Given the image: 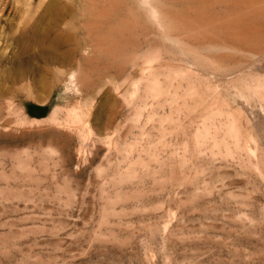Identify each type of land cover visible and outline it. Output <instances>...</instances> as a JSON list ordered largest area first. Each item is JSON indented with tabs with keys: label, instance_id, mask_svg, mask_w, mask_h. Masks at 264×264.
<instances>
[{
	"label": "rangeland",
	"instance_id": "374dc122",
	"mask_svg": "<svg viewBox=\"0 0 264 264\" xmlns=\"http://www.w3.org/2000/svg\"><path fill=\"white\" fill-rule=\"evenodd\" d=\"M16 1L0 264H264V0H66L82 56L49 67L8 24L50 0Z\"/></svg>",
	"mask_w": 264,
	"mask_h": 264
},
{
	"label": "bare ground",
	"instance_id": "6f19581e",
	"mask_svg": "<svg viewBox=\"0 0 264 264\" xmlns=\"http://www.w3.org/2000/svg\"><path fill=\"white\" fill-rule=\"evenodd\" d=\"M17 1H19V0H17ZM88 1L90 3L93 2V1L96 2V0H92V1L88 0ZM107 1H109V3H112L110 0H107ZM113 2H115V1H113ZM7 3H9V1ZM85 3L88 4L87 0H85ZM109 3L106 2V4H108V6H109ZM118 3H120V2H118ZM113 4H115V3H113ZM113 4H111V5H113ZM7 5L8 4H6V6ZM35 5H37V3ZM30 6H31V2L30 1L23 0V6L21 8H19V11H21V9H24L23 12H26V11L28 12L29 11V8L32 7V6L31 7ZM40 6H42V5H40ZM45 6L46 7H45L44 11L40 15L37 16V19L36 20L34 19L35 21L31 25L28 22L27 23L26 22L24 23L23 20L20 21L19 19H18L19 21H14L13 20L11 22H10V20L9 21L7 20L8 22H10L8 24V26H9V30L11 32L12 41L18 47V49L20 50V52L22 53V55H23V53H24V55L25 54H28V52H26V51H29L30 52L29 54H32L33 55V52L31 53L30 50H35V48H37L38 51L36 52V54L40 56V60H43L44 61L43 62L44 64L45 63L46 64H50V63H53V62H55V63L58 62V65H59V63H61L62 65L63 64H67L68 65L69 63L72 64V63L78 62L77 61V56L78 55L82 56V51H83L82 50L83 49L82 47L84 45L82 46L81 39L79 38L80 36L78 37L77 34H75L79 30L75 29V26H73V22H67L66 17H68V16H70V17L73 16L74 17V16H77L79 14H81L80 16H82V11L81 10L84 11V8L83 9L81 8V10H80V8L78 6H75L73 3L67 2L66 0H50L49 3H47V5H45ZM91 6L95 7L96 4L95 5H91ZM38 9H40V7ZM94 10L95 9H92V10H89V11L92 12ZM98 10H100V9L98 8L97 10H95V13L96 14H97V11ZM106 10H108V9H106ZM86 11H88V9ZM101 11L103 12V10H101ZM104 12H103V15L105 14V15L108 16V14H107L108 12H106V11H104ZM84 14H87V13H84L83 12V15ZM99 14H100V11H99ZM23 15H24V13H23ZM32 15H34V13H32ZM93 17H98V16H93ZM25 18H26V16H25ZM25 18H24V20H25ZM105 18H106V16H105ZM21 19H23V17H21ZM31 19L29 21H32ZM69 21H72V20H69ZM74 22L76 23V20ZM1 27H2V25H1ZM3 28H5V27L3 26ZM73 31H76V32H73ZM85 41L86 40L84 38V42ZM90 51H92V50H90ZM38 52H39V54H38ZM36 54H34L35 57H36ZM16 55H19V53L16 54ZM23 57L25 58V56H23ZM89 57H88V59H89ZM17 58L19 59V62H20L21 55H20V58H19V56ZM17 58H16V60H17ZM34 58L32 60H34ZM27 59H28V61H30L29 60L30 58H27L26 57V61H27ZM84 59H87V58L84 57ZM36 61H37V59H36ZM23 63H24V61H23ZM20 64L22 65V62H20ZM35 64H36V62H35ZM46 64L44 65V67H46V66L49 67ZM23 65H25V64H23ZM42 65H40V66H42ZM35 66L33 65V67H35ZM37 66H39V64ZM28 68H29V66H28ZM39 68L40 67H38V69ZM46 69L47 68H45V71H46ZM20 70H21V67H20ZM31 70L30 69L29 70H26V68H25L23 71H20V73L23 72V73H21V78H25L23 75H26L28 73V71L31 72ZM41 70H43V69H41ZM41 70H40V72H44V71H41ZM17 72H19V70ZM30 72L28 74H30Z\"/></svg>",
	"mask_w": 264,
	"mask_h": 264
}]
</instances>
